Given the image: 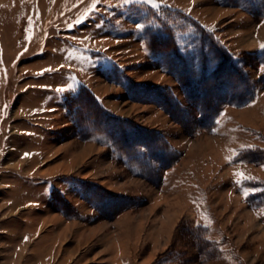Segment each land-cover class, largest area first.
<instances>
[{
	"label": "rangeland",
	"instance_id": "1",
	"mask_svg": "<svg viewBox=\"0 0 264 264\" xmlns=\"http://www.w3.org/2000/svg\"><path fill=\"white\" fill-rule=\"evenodd\" d=\"M157 3L0 0V264H264V0ZM157 13L191 70L195 21L211 30L252 99L203 126ZM82 85L138 141L79 133Z\"/></svg>",
	"mask_w": 264,
	"mask_h": 264
},
{
	"label": "trees",
	"instance_id": "2",
	"mask_svg": "<svg viewBox=\"0 0 264 264\" xmlns=\"http://www.w3.org/2000/svg\"><path fill=\"white\" fill-rule=\"evenodd\" d=\"M239 1L241 3H250V5L256 2V0ZM184 15L191 18L189 15ZM153 20L155 23L152 26L153 28H149L151 31L149 37L151 42L160 46L158 62L164 69L176 73L177 80L186 89L188 95L198 94V97L201 98V103L198 104V107L201 109L199 120L203 126H208V121L215 119L221 109L220 105L227 102L245 103L252 99L255 89L251 88V82L246 79L242 70L235 64L236 60L227 47L215 37L211 30L195 21L196 36H198L197 45L200 49V54L198 55L195 69L191 70L192 67H189L190 64L183 57V54L177 51L179 48L175 41V31H173L176 28L170 22L169 17L157 13ZM185 30L190 31L188 27ZM169 53H172L170 59L166 57ZM113 74L112 76L116 81L121 80L122 77L130 80L123 73L118 74L114 71ZM241 79L245 82V87L240 91L241 86L237 85V81L241 82ZM128 85L131 96H134L132 83L130 82ZM81 87L74 100V106L77 110L75 124L77 123L79 133L82 135L84 133L85 135L86 133L91 134L92 131H103L106 132L114 144L117 143L114 138L115 135L125 143H130L132 140L134 142L138 141V139L135 140L132 137L137 130L125 128L124 124L118 120L120 117L107 109L88 86L82 85ZM208 92H212V94H208ZM163 102L166 105L169 104L167 100H163ZM166 108L171 111L169 106H166ZM139 144L144 146L142 142ZM160 157H162L159 158L160 160L164 159V152L163 156Z\"/></svg>",
	"mask_w": 264,
	"mask_h": 264
},
{
	"label": "snow or ice",
	"instance_id": "3",
	"mask_svg": "<svg viewBox=\"0 0 264 264\" xmlns=\"http://www.w3.org/2000/svg\"><path fill=\"white\" fill-rule=\"evenodd\" d=\"M96 2L98 3L99 0H96ZM125 3H130L131 0H124ZM143 2L148 3L150 5H152L153 7H159L160 5L157 3V0H143ZM93 7H95V4L93 5ZM138 28H143V25H137ZM261 48L264 49V45H261ZM57 91H62V89H57ZM28 155V154H25ZM238 175H243L242 173H238ZM27 239V238H25Z\"/></svg>",
	"mask_w": 264,
	"mask_h": 264
},
{
	"label": "crops",
	"instance_id": "4",
	"mask_svg": "<svg viewBox=\"0 0 264 264\" xmlns=\"http://www.w3.org/2000/svg\"><path fill=\"white\" fill-rule=\"evenodd\" d=\"M107 73H109V72H107ZM105 78L108 79V76H105ZM109 78H111V77H109ZM98 81H99V79H98ZM99 83H100V81L98 82V85H99Z\"/></svg>",
	"mask_w": 264,
	"mask_h": 264
}]
</instances>
